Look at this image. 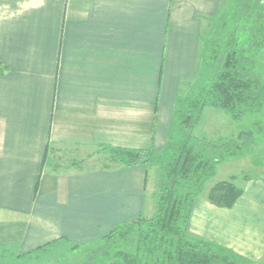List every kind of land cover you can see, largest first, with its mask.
<instances>
[{"label":"crops","instance_id":"1","mask_svg":"<svg viewBox=\"0 0 264 264\" xmlns=\"http://www.w3.org/2000/svg\"><path fill=\"white\" fill-rule=\"evenodd\" d=\"M233 1L0 0V259L98 241L143 214L148 170L108 149H163L206 33ZM218 114L237 136L238 123L211 107L194 135H216ZM217 168L209 187L237 177ZM240 187L230 207L199 195L188 230L264 264V171Z\"/></svg>","mask_w":264,"mask_h":264},{"label":"trees","instance_id":"2","mask_svg":"<svg viewBox=\"0 0 264 264\" xmlns=\"http://www.w3.org/2000/svg\"><path fill=\"white\" fill-rule=\"evenodd\" d=\"M263 47L264 0H234L206 33L200 73L179 98L163 149H108L111 159L122 166L159 167L161 180L151 215L141 214L114 227L98 241L101 251L88 264H244L234 253L190 233L188 221L217 165L229 152L244 156L254 132L240 127L235 140H213L194 135L193 128L211 107L239 123L249 117L257 132L263 131L264 79L253 64ZM4 70L0 62V74ZM236 178L212 184L207 200L232 206L242 192Z\"/></svg>","mask_w":264,"mask_h":264},{"label":"rangeland","instance_id":"3","mask_svg":"<svg viewBox=\"0 0 264 264\" xmlns=\"http://www.w3.org/2000/svg\"><path fill=\"white\" fill-rule=\"evenodd\" d=\"M254 69L259 74L261 78L264 79V69L262 64V54H256L254 56ZM186 83L181 86L180 96L184 95L187 87ZM186 88V89H185ZM211 121L214 125L220 128V131L216 133L210 139L217 140L219 138L229 139L232 130L236 131L237 125L233 123L223 122L222 114L215 115L211 118ZM239 127L242 129L248 130L251 129L254 132L253 138H249V151H244L246 153L242 155H232V152L226 154V158L220 162L217 168L221 169L219 171V177H227L230 174L237 175L236 184L241 185L243 182V177L245 176H258L259 172L264 171V129L262 132H257L256 125H252V119L244 118L240 123L237 122ZM217 137V138H215ZM215 138V139H214ZM259 138L262 140L259 143ZM235 140V138H232ZM237 141V140H236ZM238 142V141H237ZM255 145V146H254ZM263 156V159L260 156ZM158 166V165H157ZM161 174L159 167H148V176L146 184V207L143 211L144 215L149 213L151 203H153V192L159 187ZM217 177V172L210 180ZM209 182L204 186L202 194L205 193L207 188L210 185ZM99 241V240H98ZM98 241L83 243L77 245L76 247L69 246L67 240H62L55 245H49L47 247L38 248L30 253H24L19 257H16L15 254H5L3 258L0 259V264H88L93 259V255H98L101 251L99 245L102 244ZM73 245V244H72ZM102 247V246H101Z\"/></svg>","mask_w":264,"mask_h":264}]
</instances>
